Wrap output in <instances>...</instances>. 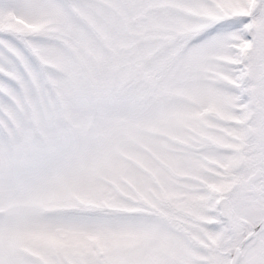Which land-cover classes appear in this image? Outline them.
<instances>
[{
    "label": "snow or ice",
    "instance_id": "snow-or-ice-1",
    "mask_svg": "<svg viewBox=\"0 0 264 264\" xmlns=\"http://www.w3.org/2000/svg\"><path fill=\"white\" fill-rule=\"evenodd\" d=\"M0 264H264V0H0Z\"/></svg>",
    "mask_w": 264,
    "mask_h": 264
}]
</instances>
